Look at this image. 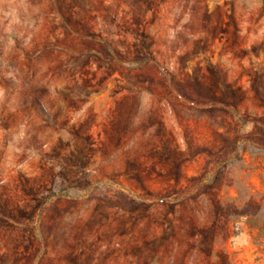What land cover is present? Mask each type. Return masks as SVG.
I'll return each mask as SVG.
<instances>
[{
  "label": "rangeland",
  "instance_id": "rangeland-1",
  "mask_svg": "<svg viewBox=\"0 0 264 264\" xmlns=\"http://www.w3.org/2000/svg\"><path fill=\"white\" fill-rule=\"evenodd\" d=\"M0 264H264V0H0Z\"/></svg>",
  "mask_w": 264,
  "mask_h": 264
}]
</instances>
